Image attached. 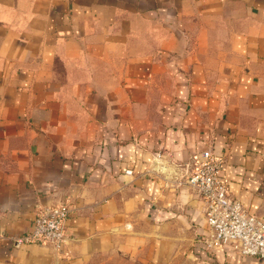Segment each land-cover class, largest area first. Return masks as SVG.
I'll use <instances>...</instances> for the list:
<instances>
[{"label":"crops","instance_id":"crops-1","mask_svg":"<svg viewBox=\"0 0 264 264\" xmlns=\"http://www.w3.org/2000/svg\"><path fill=\"white\" fill-rule=\"evenodd\" d=\"M210 157L264 220V0H0V264H257L203 241Z\"/></svg>","mask_w":264,"mask_h":264},{"label":"built area","instance_id":"built-area-1","mask_svg":"<svg viewBox=\"0 0 264 264\" xmlns=\"http://www.w3.org/2000/svg\"><path fill=\"white\" fill-rule=\"evenodd\" d=\"M186 167L190 170L186 173L185 182L202 204L207 228L203 235L206 247L232 246L238 253L253 256L257 264H261L264 261V220L230 196L219 178L221 168L218 159L210 157L198 160L192 167L187 163ZM68 213L64 205L43 208L34 217L31 230L19 236L18 241L61 246Z\"/></svg>","mask_w":264,"mask_h":264}]
</instances>
